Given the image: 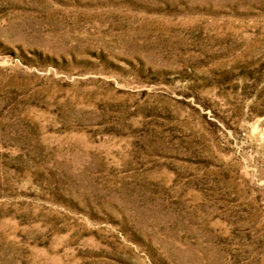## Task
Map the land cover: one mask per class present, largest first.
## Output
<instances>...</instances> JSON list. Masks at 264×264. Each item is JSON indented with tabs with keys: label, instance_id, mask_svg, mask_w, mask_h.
I'll return each mask as SVG.
<instances>
[{
	"label": "rangeland",
	"instance_id": "1",
	"mask_svg": "<svg viewBox=\"0 0 264 264\" xmlns=\"http://www.w3.org/2000/svg\"><path fill=\"white\" fill-rule=\"evenodd\" d=\"M0 264H264V0H0Z\"/></svg>",
	"mask_w": 264,
	"mask_h": 264
}]
</instances>
